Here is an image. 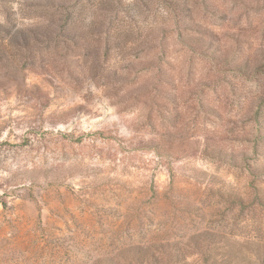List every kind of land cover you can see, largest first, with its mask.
Instances as JSON below:
<instances>
[{
    "label": "rangeland",
    "instance_id": "374dc122",
    "mask_svg": "<svg viewBox=\"0 0 264 264\" xmlns=\"http://www.w3.org/2000/svg\"><path fill=\"white\" fill-rule=\"evenodd\" d=\"M261 48L236 0H0V264H264Z\"/></svg>",
    "mask_w": 264,
    "mask_h": 264
},
{
    "label": "trees",
    "instance_id": "16d2710c",
    "mask_svg": "<svg viewBox=\"0 0 264 264\" xmlns=\"http://www.w3.org/2000/svg\"><path fill=\"white\" fill-rule=\"evenodd\" d=\"M237 3H240L242 6H244L246 9H264V0H256V5H253L251 4V0H236ZM76 3V2H75ZM253 3V2H252ZM262 3V5H261ZM47 4V3H46ZM42 4L40 6L42 7H46L47 5L50 4L51 7L53 8H64L65 6H63V4H57V3H49V4ZM75 5V4H74ZM73 6V5H71ZM68 7V6H66ZM75 17V12H74V9H68L66 12H65V15L63 18H60L59 21H54L53 24H56V26L59 28V30L62 32L61 34H59L61 37L65 38V42L67 41H74L75 38L77 37L75 34L74 35H71V33H67V31L69 30V28L67 27L71 21L73 20V18ZM177 17V16H176ZM59 18V17H58ZM48 31L44 32L43 34V37H45V39L47 40L46 43H51L52 41V37H51V31L49 29V27H46ZM83 36V35H82ZM85 54H90L91 51H87L85 49ZM216 57H220V55H216ZM250 59H244L242 61H240L239 63H235L233 65V67L242 72V73H247L249 71H252L253 69V72H256L257 70L259 71L260 69L259 68H262L264 66H261L262 64L264 65V48H261L259 51H256L254 53V55L252 57H250ZM260 58L261 60L259 62H257L256 64L259 65V66H252V63H255V60ZM255 67V69H254ZM95 70V69H94ZM264 199V198H263ZM207 238V233H201V234H198L196 236H193V240L195 241V243L198 245L199 248L202 247L203 245V242L204 240ZM125 253L126 255L124 254L122 259L124 261H127L128 264H153L152 262L155 261V251L154 249L152 248V246H139V245H136V246H133V247H130L129 249H125ZM203 251V250H201ZM177 257V258H174V260L172 261L173 264H179L180 263V256L178 254L176 255H173L172 253H169V261H170V257ZM120 261V260H118ZM118 261H115L114 264H119ZM264 262V261H263ZM261 262V263H263ZM107 264H112L111 261H107ZM167 264V263H165Z\"/></svg>",
    "mask_w": 264,
    "mask_h": 264
}]
</instances>
